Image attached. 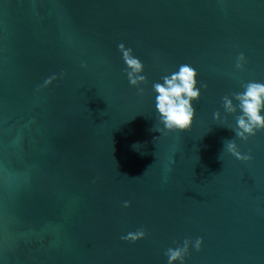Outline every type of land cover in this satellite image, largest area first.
Instances as JSON below:
<instances>
[{
  "label": "water",
  "instance_id": "obj_1",
  "mask_svg": "<svg viewBox=\"0 0 264 264\" xmlns=\"http://www.w3.org/2000/svg\"><path fill=\"white\" fill-rule=\"evenodd\" d=\"M184 62L208 88L192 127L169 131L151 85ZM250 79L264 0H0V264H167L198 236L187 264H264V130L236 136L221 100ZM141 225L146 239L120 238Z\"/></svg>",
  "mask_w": 264,
  "mask_h": 264
},
{
  "label": "clouds",
  "instance_id": "obj_2",
  "mask_svg": "<svg viewBox=\"0 0 264 264\" xmlns=\"http://www.w3.org/2000/svg\"><path fill=\"white\" fill-rule=\"evenodd\" d=\"M124 62V72L130 85L134 86L138 95L145 93V85L148 76L145 73L144 61L135 54L134 48L121 41L117 45ZM247 56L244 52L239 53L237 67L246 64ZM199 77V70L193 64L184 62L175 69L162 75L159 80L152 82L154 95V108L159 114L161 123L169 131H184L192 127L197 109L194 105L201 97L202 90L208 88L207 82H202ZM242 90L232 94H225L221 97L223 108L226 112H236L239 115L236 119L237 127L233 129L236 136L247 139L254 136L260 130H264V80L250 79L242 84ZM238 101L234 103L233 101ZM213 118L219 120L220 112L217 109ZM160 131V129H156ZM228 150L238 159L250 161L253 159L251 151L242 153L235 140L227 141ZM125 208L131 206V201H123ZM148 230L143 225L135 230L128 231L121 235L125 241L137 242L146 239ZM204 245L203 236L195 239L184 237L182 243L177 242L175 246H169L164 250L167 264H187V258L194 248L200 251Z\"/></svg>",
  "mask_w": 264,
  "mask_h": 264
}]
</instances>
